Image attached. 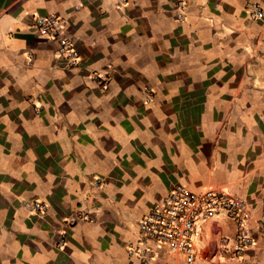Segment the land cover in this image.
<instances>
[{"label": "crops", "instance_id": "1", "mask_svg": "<svg viewBox=\"0 0 264 264\" xmlns=\"http://www.w3.org/2000/svg\"><path fill=\"white\" fill-rule=\"evenodd\" d=\"M125 1L0 0V264H142L136 221L176 184L227 188L250 212L241 261L195 264H264V0H184L180 22L176 0ZM52 14L76 66L33 29ZM80 210L91 220L67 226ZM215 222L204 249L234 232ZM157 252L147 264H180Z\"/></svg>", "mask_w": 264, "mask_h": 264}, {"label": "built area", "instance_id": "2", "mask_svg": "<svg viewBox=\"0 0 264 264\" xmlns=\"http://www.w3.org/2000/svg\"><path fill=\"white\" fill-rule=\"evenodd\" d=\"M125 0H116L117 5ZM184 0H176L175 19L184 20ZM251 18H262L263 12L258 4L250 5ZM66 19L58 15H39L35 17L33 29L57 43V57L65 58L71 66L80 62L74 43L66 30ZM31 58V56L29 57ZM91 77L99 81L102 89H106L109 77L105 73L93 71ZM146 101L151 100V89H145ZM32 208L40 213L46 212V205L35 200ZM219 216L231 221L234 232L231 236L219 235L215 252L201 254L206 243L203 242L205 227L216 228ZM91 215L87 211H76L64 223L72 227L78 221H89ZM250 212L247 201L241 194L224 187H205L193 190L185 184H176L163 197L153 201L146 213L137 221L138 236L135 242L127 247L130 256L141 259L142 264L152 262L158 256V250L179 255L180 264H195L203 256L209 261L215 257L219 262L241 261L245 250L254 243V235L249 225ZM59 244L65 241L66 233L58 232Z\"/></svg>", "mask_w": 264, "mask_h": 264}, {"label": "rangeland", "instance_id": "3", "mask_svg": "<svg viewBox=\"0 0 264 264\" xmlns=\"http://www.w3.org/2000/svg\"><path fill=\"white\" fill-rule=\"evenodd\" d=\"M214 233V231H212V234ZM213 237V236H212ZM214 239H212L211 237H210V241H209V243H208V246H206L205 247V249H204V251L203 252H206V250L207 249H210V250H212V253H214L215 252V249H214V243H215V241H213ZM211 245V248L209 247ZM202 252V253H203Z\"/></svg>", "mask_w": 264, "mask_h": 264}]
</instances>
